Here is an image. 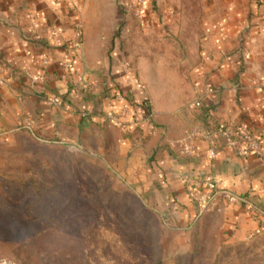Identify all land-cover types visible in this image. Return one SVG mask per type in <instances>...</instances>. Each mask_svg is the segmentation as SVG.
Masks as SVG:
<instances>
[{
  "label": "crops",
  "instance_id": "obj_1",
  "mask_svg": "<svg viewBox=\"0 0 264 264\" xmlns=\"http://www.w3.org/2000/svg\"><path fill=\"white\" fill-rule=\"evenodd\" d=\"M103 1L84 4V15L98 20L83 21L82 44L75 0H0V130L76 143L101 123L109 110L102 95L115 85L124 101L111 109L128 105L140 117L137 127L115 132L121 172L172 230L190 229L207 215L189 199L187 187L213 179L258 209L222 204L217 217L224 236L237 242L264 233V157H239L223 141L211 155L204 140L194 143L191 155L180 154L184 129L219 123L245 125L264 149V0L201 1L200 62L186 100L166 93L150 97L116 45L106 53L116 24L100 21V11L112 9ZM149 1L143 0V12ZM84 76L101 80L103 94L89 96L81 86ZM196 100L198 110L179 107ZM86 110L90 116L82 117Z\"/></svg>",
  "mask_w": 264,
  "mask_h": 264
},
{
  "label": "rangeland",
  "instance_id": "obj_2",
  "mask_svg": "<svg viewBox=\"0 0 264 264\" xmlns=\"http://www.w3.org/2000/svg\"><path fill=\"white\" fill-rule=\"evenodd\" d=\"M75 1L82 43L83 21L98 18L84 15L86 0ZM201 1L154 0L144 12L138 0L103 1L112 9L100 21L116 24L105 51L116 45L150 97L190 96ZM83 85L91 97L103 94L99 79ZM118 131L102 118L72 144L0 130V264H264V233L230 241L217 211L172 230L123 176Z\"/></svg>",
  "mask_w": 264,
  "mask_h": 264
},
{
  "label": "built area",
  "instance_id": "obj_3",
  "mask_svg": "<svg viewBox=\"0 0 264 264\" xmlns=\"http://www.w3.org/2000/svg\"><path fill=\"white\" fill-rule=\"evenodd\" d=\"M138 2L142 6L143 0H138ZM82 80L85 82L86 77H82L81 83ZM2 84L3 79L0 69V85ZM102 98L106 107L109 109L103 113V119H107L121 131H127L139 125L140 117L128 105H122L117 111L111 109L114 103L124 101V96L121 91L112 88L111 92L106 93L105 96L102 95ZM54 102H58V98H55ZM200 108V100L193 101L188 105V109L191 111ZM82 116H85V113H82ZM198 140L206 141L211 155L217 150L219 141H223L239 157L249 155L250 153L264 157L261 139L241 123H219L209 128L189 127L184 129L183 139L180 142V154L182 156L191 155L193 145ZM187 194L200 213L205 211H219L222 204L224 206L239 204L250 212L255 213L258 211L257 207L248 197L220 187L218 182L213 179L201 182L189 181Z\"/></svg>",
  "mask_w": 264,
  "mask_h": 264
},
{
  "label": "trees",
  "instance_id": "obj_4",
  "mask_svg": "<svg viewBox=\"0 0 264 264\" xmlns=\"http://www.w3.org/2000/svg\"><path fill=\"white\" fill-rule=\"evenodd\" d=\"M110 88H115V85H114L113 87H110ZM143 100H144V101H147V99H143ZM206 114H207V109H204V110H203V115H204V116H202V119L205 118Z\"/></svg>",
  "mask_w": 264,
  "mask_h": 264
}]
</instances>
